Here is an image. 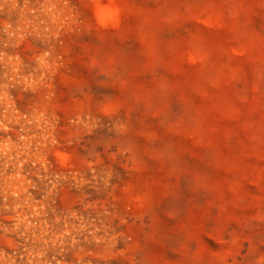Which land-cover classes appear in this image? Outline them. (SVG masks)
<instances>
[{
    "label": "rangeland",
    "instance_id": "rangeland-1",
    "mask_svg": "<svg viewBox=\"0 0 264 264\" xmlns=\"http://www.w3.org/2000/svg\"><path fill=\"white\" fill-rule=\"evenodd\" d=\"M5 117L0 264H264V0H0Z\"/></svg>",
    "mask_w": 264,
    "mask_h": 264
},
{
    "label": "clouds",
    "instance_id": "clouds-1",
    "mask_svg": "<svg viewBox=\"0 0 264 264\" xmlns=\"http://www.w3.org/2000/svg\"><path fill=\"white\" fill-rule=\"evenodd\" d=\"M120 10L119 8L113 7L108 13L106 19H97V23L102 27L109 24L115 25L119 21ZM18 123L16 119H9L5 117L4 121H0V132L4 133L0 136V160L5 162V167L13 164L15 158L24 154V149L27 147L25 143V136L20 135L19 132H13L11 126ZM23 131V128L20 130ZM12 132V135H8ZM17 193H13L16 195Z\"/></svg>",
    "mask_w": 264,
    "mask_h": 264
}]
</instances>
